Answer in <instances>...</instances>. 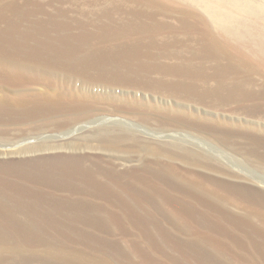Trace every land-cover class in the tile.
I'll return each mask as SVG.
<instances>
[{
  "label": "rangeland",
  "instance_id": "374dc122",
  "mask_svg": "<svg viewBox=\"0 0 264 264\" xmlns=\"http://www.w3.org/2000/svg\"><path fill=\"white\" fill-rule=\"evenodd\" d=\"M146 5L130 0H0V32H10L9 38H1L0 45L10 47L8 49L13 57L27 59L24 62L30 65H39V61L43 60V67H49L57 79L68 84L69 89L88 95L113 96L117 104L124 99L126 102H136L140 107V115L135 117L98 106L92 112V117L75 122L72 129L48 130L37 138L58 150L37 155L79 156L80 162L75 163L74 170L69 172H80L70 176L68 171L60 173L59 169L55 175H40V178H23L13 173L12 176L5 175L4 184L0 186V264H264V208L230 204L225 206L229 216L208 207L184 190L179 191L172 179L168 178L167 182H170L167 183V176L162 172L159 175V168L150 163V155L144 158L142 153L131 150L97 148L96 142L84 145V140L102 128L124 131L139 141L142 139L143 142L169 148L173 144L192 146L233 171L237 168L235 172H240L245 183L264 192V178H261L264 169L253 170L243 163L239 165L240 162L214 152V148L187 136L182 129L157 127L159 120L174 110L196 113L201 118L208 116L207 119L227 121L233 125L238 121L237 125L251 123L263 127L264 63L248 62L246 69L230 74L228 79L241 81L251 96L243 101L226 103L223 107L217 105L216 109L196 104L191 97L176 98L167 96L168 93L161 88L156 90L154 80L159 77L156 73L112 85L98 77V65L106 68L116 66L120 61L117 58L120 57L119 49L127 48L140 51L135 62L142 65L190 61L206 69L213 63L225 64L227 61L223 55L214 57L211 51L204 48L200 30L187 31L179 26L173 15L166 14L179 13L175 5L163 4L160 10ZM183 7L184 11L191 9L187 5ZM193 13L200 12L194 9ZM7 14L13 16L12 19ZM252 25L264 31L255 22ZM11 34L13 37H10ZM244 48L247 46L244 45ZM95 51L97 53L93 56ZM60 52L64 55H60ZM29 53L33 54L32 57ZM47 54L52 56L47 57ZM68 55H71L70 58ZM44 57L48 59L44 61ZM65 58L78 60V67H83L84 73L88 71L87 74H91L84 78L90 80L82 79L83 76L64 75L67 70L61 61L67 60ZM105 59H109V65L105 64ZM47 60L50 64H46ZM121 60L128 63L124 56ZM235 60L242 63L243 58L235 57ZM96 61H99L98 65ZM51 62H57V66ZM58 62L64 67V72ZM123 71L127 72L128 68L124 67ZM94 76L96 79H93ZM81 81L86 82L83 85ZM136 81L145 87H140ZM99 82H103L102 85ZM149 86H153V90ZM18 158L21 157L1 156L0 161ZM159 158L163 160V157ZM217 178L226 182L231 179ZM233 182L232 179L229 181ZM235 216L240 217L239 220Z\"/></svg>",
  "mask_w": 264,
  "mask_h": 264
},
{
  "label": "bare ground",
  "instance_id": "6f19581e",
  "mask_svg": "<svg viewBox=\"0 0 264 264\" xmlns=\"http://www.w3.org/2000/svg\"><path fill=\"white\" fill-rule=\"evenodd\" d=\"M102 1L108 2L110 0H102ZM130 1L141 2L147 5L155 6V8H157L158 10L162 9L163 4H166V6L175 5L176 10L180 12L179 13L169 12L166 14L173 15L177 19L179 26H181L183 29L187 31L200 30L202 34L201 40H203L204 48L208 52L211 51L214 57H216L215 55H220V54L223 55L224 57L227 58V61L225 62V64L213 63V65L208 68L205 66L206 69L197 66L201 64H195L190 61H179V62L156 64V65L154 64L142 65V64H138V62H135L136 60L135 57H138L140 55L139 53L140 51L137 48L135 50L133 48L130 49L127 48L121 50L119 49L118 55L120 57L117 58H119L120 61L117 62L116 66L110 65V67L107 66L108 68H106L102 64L98 65L99 61H96L98 65V69L97 68L96 69L99 72L97 73L100 75L97 76L99 78L101 77V80L107 81V83L110 82V84L122 83V82L126 83V80L127 79L129 80V78L137 80V78H140L142 76H147L151 73H156L159 75V77L154 80V85L156 88H158L156 90L159 91L161 88L162 90H165L168 93L167 96L170 95L171 97L172 96L176 98L191 97L192 100L194 99L195 103L197 102L196 104H203L205 106L210 107V109L211 107L214 108L217 107V105L218 106L221 105V107H223L224 105H226V103L229 102L240 101V100L243 101L244 99H247L251 96L249 93V89L245 87V85L242 84L241 81L228 79V76L234 72L241 71L243 68H245V66H248L246 65L248 62L253 61V63L256 64L264 63V31H260L259 29H257L259 27L255 25L254 27L252 25V23L254 24L255 22L256 25L258 24L259 26L264 28L263 0H130ZM186 5L191 8L189 11H184L185 8L183 6ZM194 9L198 10L200 13H193ZM9 15L10 14H7V16ZM11 17L10 19H12ZM9 35H10L9 31L6 30L1 31L0 40L1 38H6V39L9 38ZM10 37H13V35ZM244 45H246L247 48H244ZM5 46L0 45V157L16 156L21 158H18L17 160H13V161L8 160L9 162L0 161V186L4 184L5 175L8 176L9 174L11 175V173H13V175L16 174V176L18 175L23 178L24 177L34 178L36 176L39 177L40 175L41 176L43 175L46 176L47 174L48 176L49 174L55 175V173L57 174V172H59L58 171L59 169H61L60 173L62 172L64 173L68 171V175L70 173V176L73 175V173L78 174V172H80V171L73 172L72 174L71 172H69L70 170L72 171V169L74 170L75 163L78 164L80 162L81 157L79 156L70 155L67 157L62 155L61 156L37 155V153L53 152L57 150V148L49 146L48 143L45 142V140H38L39 139L38 137H40V135L47 133L46 131L62 130V129L67 130L68 128H71V126L75 122L77 121L81 122V120H86L92 117L93 116L92 112H95V108L98 106H102L103 109L106 107V110L110 109L108 111L111 112H121L123 114H128L135 117L140 115L139 113L140 107L136 102L135 103L133 102L134 103L133 104L130 102H126L123 99L121 104H117L115 102L116 99L113 96H104V95L95 96L93 94L88 95V93L79 90H72L71 88L69 89L68 84L66 82L57 79L53 75V71L48 67L49 65L48 66L46 65L48 69L46 67H43L42 65L43 58L41 59L42 62L39 61V65H35L34 63H33L34 65L32 64L30 65V63L24 62L27 59L22 60V58H17L18 56L13 57L12 52H10L9 51L10 49H8L10 47L7 48V46L6 47ZM14 49H16V47ZM95 53L97 52L95 51L92 55L94 56ZM51 54L53 55V52ZM51 54H49V56L47 54V57L52 56ZM61 54L64 55V53L60 52V55ZM67 54L68 53H66V55ZM32 55L33 54H31V57ZM71 55H68V57ZM53 56L55 57V54ZM101 56L102 55H99L100 58ZM123 56L126 57L127 59L126 62L128 63H125L123 60H121V57ZM114 57L112 55L113 59ZM235 57L243 58L242 63L241 61L237 62L235 60ZM45 58L46 57H44V61L48 59ZM92 59H93L92 61L95 60L93 57ZM49 60H47L46 64L48 62L50 64L51 60L50 61ZM108 61L106 60L105 62L106 65L107 64L109 65V63H107ZM113 62L114 61L112 60V63ZM44 63L45 62H43V64ZM53 63L51 62V64ZM56 63L55 65L57 66ZM61 63L63 66H65V69L67 70V72H64L65 71V69L63 70L64 67L59 63L62 66L61 69L64 72V75L68 74L69 77L75 76L76 78L83 76V78L81 77L82 79H86L84 78V76L91 75V74H87L88 71H85L86 73H84L82 71L83 67L82 69L78 67L79 62L76 59L75 60L67 59L65 61L63 60L61 61ZM89 63H91V60ZM91 67H93L92 69L94 72V68H95L94 64ZM124 67L128 68L127 72L123 71ZM92 69L90 68L89 70ZM67 76L65 77L67 78ZM90 77L91 76H89V78ZM94 77L93 79H96V77L95 78ZM86 80L89 81L90 79H88L87 77ZM149 80L150 79H148V81ZM92 81L93 80H91V82ZM208 81H211L212 83H209ZM81 82L83 83L86 81H81ZM102 83L100 85H102ZM94 84L98 85L97 82H95ZM138 84L140 87L143 86V85L141 86L140 83ZM116 86L118 87L119 85L117 84ZM146 86H148V84ZM149 87L152 88L153 86L152 87L149 86ZM166 92L164 93L166 94ZM186 102H190V100ZM214 108L212 110L215 111L216 108L215 109ZM246 111L247 112L249 111L248 108ZM164 116L160 120L157 118L160 122V124H158L157 126L159 129H163V128H168V129L175 128L176 130L182 129L187 133V136H191L192 138L208 146L209 148H214L215 149L214 152L223 154L233 161L240 162L239 165L243 163L247 167L253 170L264 169V125L263 127H256L258 126L257 124L254 126L251 123L250 124L248 123L249 125H245V126L237 125L238 121L237 124L233 125V123L228 124L226 120L225 123L216 119L215 120L207 119L209 118L208 116L207 118H201L200 116L196 115V113L194 115V114H188L187 112L184 113L175 110L170 115L167 114ZM245 116H247V113ZM159 117H161V115H159ZM114 130L115 131H111V130L109 131L107 129L101 128L93 132L92 135H90L86 140H84L85 141L84 145L87 146L89 144H92V142H96L97 148L131 150L136 153H142L144 158H148L149 157L148 155H150L151 156L150 163L155 164L159 168L158 170L160 171L159 175H161L162 172V174L167 176V178L165 176L166 182L168 178H170V180L172 179L173 182L175 183L174 185L177 188H179V191L180 189H182L185 192H187L189 196L191 195L195 197L199 201L208 205V207L209 206L214 207L219 211H221L222 213L227 214L229 216L230 214L227 211V208H225V206L230 204L243 205V206L251 205L253 206V208H259V207L264 208V192L260 191V189L257 190L251 185L245 183L243 181L242 175L239 174L240 172L239 171L238 173L235 172L237 168L233 171L231 168L222 164L217 159L206 154L205 152L191 148L192 146L186 147L180 144H173V146H170L171 148H169L168 146L167 147L162 146V144L156 145L155 143L150 144L147 142H143L144 140L142 139H141L142 141L141 140L139 141L138 139L134 138L133 135L127 134V132L124 133L123 131L122 133V132H116V129ZM30 140H34V141H30ZM46 140L48 141V139ZM33 154H36L37 156H34ZM28 155H33V156L27 157ZM156 155L163 157V160L161 161L159 156L157 157ZM65 166H69V167H65ZM133 169L135 171V168ZM60 173H59V177H60ZM64 176H66V174ZM74 176L76 175L74 174ZM216 176L231 178L234 182L229 183L231 179L228 182H226L224 179L222 178L219 179ZM262 177L264 178V176H261V178ZM41 178L43 179V177ZM262 186L263 184H261V187ZM215 211L218 212L217 210ZM247 216L248 215H246V217ZM239 218L237 219L239 220Z\"/></svg>",
  "mask_w": 264,
  "mask_h": 264
}]
</instances>
